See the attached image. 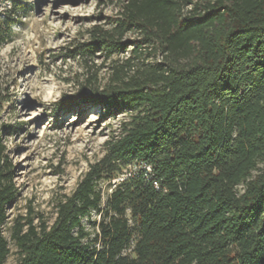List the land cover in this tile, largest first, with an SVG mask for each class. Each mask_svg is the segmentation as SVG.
Returning a JSON list of instances; mask_svg holds the SVG:
<instances>
[{
  "label": "trees",
  "instance_id": "obj_1",
  "mask_svg": "<svg viewBox=\"0 0 264 264\" xmlns=\"http://www.w3.org/2000/svg\"><path fill=\"white\" fill-rule=\"evenodd\" d=\"M17 21L0 16V47ZM88 34L72 56L100 52L112 72L74 99L126 118L51 223L12 227L16 264H264V0H120ZM5 151L0 136V264L17 196Z\"/></svg>",
  "mask_w": 264,
  "mask_h": 264
},
{
  "label": "rangeland",
  "instance_id": "obj_2",
  "mask_svg": "<svg viewBox=\"0 0 264 264\" xmlns=\"http://www.w3.org/2000/svg\"><path fill=\"white\" fill-rule=\"evenodd\" d=\"M119 3L0 0L1 17L8 12L18 17L13 40L0 47V136L17 188L4 227L11 249L4 264H16L10 237L16 222L33 218L34 223H51L56 199L76 188L126 118L93 101L87 90V98L74 99L87 77L99 89L109 81L111 63L103 54L92 60L72 55L92 26L104 25L116 14ZM129 49L115 58H124ZM135 169L131 165L125 173ZM96 217L93 213L90 219ZM83 223L92 231L87 218Z\"/></svg>",
  "mask_w": 264,
  "mask_h": 264
}]
</instances>
